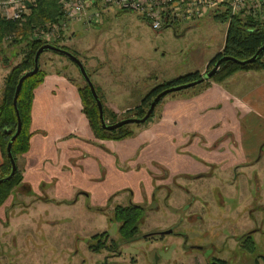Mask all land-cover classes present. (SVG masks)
Listing matches in <instances>:
<instances>
[{"label": "rangeland", "instance_id": "1", "mask_svg": "<svg viewBox=\"0 0 264 264\" xmlns=\"http://www.w3.org/2000/svg\"><path fill=\"white\" fill-rule=\"evenodd\" d=\"M72 29L74 33L65 46L85 71L100 74L102 84L96 77L90 81L103 108L115 110L118 121L136 118L132 109L154 86L192 72L203 75L207 62L222 47L225 34V24L213 20L212 14L193 24L177 22L174 29L161 27L152 31L135 13L113 9L102 12L99 24H75ZM10 42H0V101L3 79L9 68L19 62L24 46V42ZM262 61L264 64V57ZM38 69L43 74H64L78 89L85 85L73 64L54 53L43 52L38 58ZM243 74H256V80H264V68L238 71L229 77ZM232 79L229 85L236 80ZM242 87L237 86L239 93L246 91ZM191 88L164 96L154 107L150 120L141 126L156 116L163 100L193 95ZM108 100H112L113 111L104 106ZM128 126L134 135L138 127ZM191 155L194 163L200 161L196 154ZM257 155L248 167L214 170L210 178L197 177L200 171L186 179L175 178L168 190L154 187L153 198L140 202L127 194L113 201L75 195L58 206L38 203L29 207L26 214L15 215L14 209L0 213V223L6 217L18 216L5 229L0 224V264H208L214 260L255 264V259L262 264L264 153L255 162ZM20 156L15 159L17 169L21 167ZM2 160L0 156V163ZM114 179L118 180L116 176ZM111 187L119 189L115 182ZM128 190L135 194L133 188ZM129 203L141 206L144 218L136 238L125 243L118 236V224L111 219V212L114 206ZM164 231L171 233L158 235ZM102 233L106 234L105 239L100 236ZM245 235H250L253 243L251 252L242 247ZM97 239L105 244V249L92 252L88 245H95Z\"/></svg>", "mask_w": 264, "mask_h": 264}, {"label": "crops", "instance_id": "2", "mask_svg": "<svg viewBox=\"0 0 264 264\" xmlns=\"http://www.w3.org/2000/svg\"><path fill=\"white\" fill-rule=\"evenodd\" d=\"M90 74V80L96 77L102 84L99 73ZM235 75L231 85L229 77L197 94L163 100L156 116L132 137L111 141L93 136L79 87L64 74L46 72L32 93L28 148L19 157L21 182L0 213L14 209L15 215L26 214L38 203L58 206L75 195L113 201L127 194L140 202L153 198L154 187L168 190L175 178L193 172L210 178L214 170L248 167L264 146V80H256V74ZM237 86L246 91L239 93ZM107 102L104 106L113 111L112 100ZM192 153L199 162L190 159ZM113 182L119 189L111 187ZM16 217H6L1 226L5 229Z\"/></svg>", "mask_w": 264, "mask_h": 264}, {"label": "trees", "instance_id": "3", "mask_svg": "<svg viewBox=\"0 0 264 264\" xmlns=\"http://www.w3.org/2000/svg\"><path fill=\"white\" fill-rule=\"evenodd\" d=\"M58 0H34L33 6L30 7L29 13L23 17L22 20L12 21L0 18V42L5 37L12 36L11 44H18L24 42L23 50L21 51V58L19 62L9 68L6 76L3 79V88L0 101V156L3 159L0 163V179H3L9 174L10 165L6 158L5 146L9 141L10 136L14 133L16 127V118L12 108V97L16 83L20 76L32 69V60L36 50L45 44L39 40L32 39V32L36 27L52 21L57 15ZM121 13V12H118ZM212 19L220 24H225V34L223 44L219 52H217L206 64L205 69L210 70L214 63L221 57H228L237 61H244L252 57L255 51L264 44V23L258 24L252 21L250 17H240L239 15L231 16L227 12L213 14ZM59 47L64 51L72 53L65 45L51 44ZM264 57V50L257 56V58L246 65H238L232 61H222L217 71L207 80L197 84L192 89L194 94L206 89L210 83H221L230 75L238 71L261 70L264 68L262 58ZM77 58V57H76ZM204 72H206L204 70ZM88 77L90 74L86 71ZM44 74L37 70V72L24 79L21 83L17 98L16 110L20 120V132L16 138L11 142L10 154L15 163L16 157L26 152L28 148V140L30 137L29 123H30V103L34 88L42 82ZM202 75L199 72H192L184 76L175 78L172 81L165 82L154 86L146 95L140 100L139 104L132 109L133 116L141 118L144 111L148 108L151 99L160 91L182 84H186L199 79ZM98 100V92L94 88ZM78 94L82 106V113L84 114L88 126L92 131L93 136L99 140L121 141L132 137V131L128 129V125L121 126L113 131H104L101 129L97 109L92 100L88 88L84 85L78 89ZM154 106L156 107L160 101ZM102 106V104H101ZM154 109V108H153ZM129 110H127L128 112ZM149 118L145 121L150 120ZM102 118L106 124H113L117 122L116 115L113 112L106 111L102 106ZM143 125V124H141ZM141 125H135L141 127ZM10 131V135L5 132ZM21 182V174L15 165V173L8 181L0 184V206L9 197L11 191L17 187ZM99 211V210H98ZM144 209L138 205L114 206L111 212L112 220L118 224L117 233L120 239L125 242L133 241L138 234V226L141 224L144 216ZM100 236L106 238V234L102 233ZM97 237L93 238L96 239ZM242 247L251 252L253 250V243L250 237H242ZM98 240V241H97ZM95 241V245H88L92 252H98L105 249V244L99 239ZM112 247V242H110ZM257 259L254 263L257 264ZM264 264V257L261 258ZM208 264H226L224 261L214 260V263Z\"/></svg>", "mask_w": 264, "mask_h": 264}, {"label": "built area", "instance_id": "4", "mask_svg": "<svg viewBox=\"0 0 264 264\" xmlns=\"http://www.w3.org/2000/svg\"><path fill=\"white\" fill-rule=\"evenodd\" d=\"M55 18L36 27L32 39L45 44L65 45L73 32L72 26L99 24L102 12H132L147 22L152 31L161 27L174 29L177 22L196 23L210 14L250 17L264 23V0H58ZM34 0H0V18L19 21L26 16ZM12 36L5 37V41Z\"/></svg>", "mask_w": 264, "mask_h": 264}, {"label": "water", "instance_id": "5", "mask_svg": "<svg viewBox=\"0 0 264 264\" xmlns=\"http://www.w3.org/2000/svg\"><path fill=\"white\" fill-rule=\"evenodd\" d=\"M173 32L175 33V31H173ZM263 50H264V44L262 46H260L255 51V53L252 55L251 58L244 60V61H237V60H234V59H231L228 57H221L219 60H217L214 63L212 68L210 70H208L207 72H205L199 79L192 81V82H189V83H186V84L169 87V88H166V89L160 91L159 93H157L151 99V101L148 105V108L146 109L145 113L143 114V116L141 118H126V119H122V120H119L113 124L108 125V124L103 122L101 103L97 98L94 87H93V85L90 81V78L88 77L84 67L82 66L81 62L76 57H74L72 54H70L67 51L62 50L59 47H56V46H53L50 44H44V45L40 46L36 50V52L34 53L33 60H32V69L30 71H27L24 74H22V76H20V78L18 79V81L16 83L15 89H14V93H13L11 103H12V108L14 110V114H15V118H16V127H15L14 133L10 136L9 141L7 142V144L5 146V154H6V158L9 162V165H10V171L6 177H4L3 179H0V184H2L5 181L10 180L15 173V163L11 157V154H10V146H11V142L16 138V136L20 132V120H19L18 112L16 110V98H17V95H18L22 81L24 79L34 75L37 72V70H38V58L43 52H51V53L63 56L76 67L81 79L83 80L84 84L88 88V91H89V94H90L92 100L95 103V106L97 109V117H98V121H99L101 129L109 132V131H113V130H115L121 126H124V125H141V124H144L145 121L149 118L150 114L152 113L154 106L158 103V101L160 99H162L164 96H166L170 93H175V92H179V91L194 87L197 84H200L202 81L209 79L217 71V69H218V67L222 61L229 60V61H232V62L238 64V65H246V64L253 62ZM5 133L7 135H10V131H6ZM169 233H171V231H164V232L158 233V235H166Z\"/></svg>", "mask_w": 264, "mask_h": 264}, {"label": "flooded vegetation", "instance_id": "6", "mask_svg": "<svg viewBox=\"0 0 264 264\" xmlns=\"http://www.w3.org/2000/svg\"><path fill=\"white\" fill-rule=\"evenodd\" d=\"M205 71L207 72V69H205ZM263 149H264V146H262V147H260L259 149H258V151H257V154H255V155H257L258 157H257V159H256V161L255 162H257L258 160H259V158L261 157V154H263L264 152H263ZM252 159L250 160V162H249V164H248V166L249 165H251L252 163ZM246 167V166H245ZM238 167H234V170H236ZM242 168V167H241ZM236 172V171H235ZM238 174V173H237ZM129 204H132V203H129ZM128 204V205H129ZM132 205H135V204H132ZM116 206H120V205H116ZM126 206V205H125ZM139 206V205H138ZM246 237H250V235H245ZM245 236H243V237H245Z\"/></svg>", "mask_w": 264, "mask_h": 264}]
</instances>
